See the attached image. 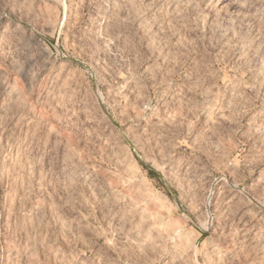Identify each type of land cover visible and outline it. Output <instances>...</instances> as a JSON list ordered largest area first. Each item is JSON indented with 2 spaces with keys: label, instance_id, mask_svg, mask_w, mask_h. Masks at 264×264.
<instances>
[{
  "label": "rangeland",
  "instance_id": "374dc122",
  "mask_svg": "<svg viewBox=\"0 0 264 264\" xmlns=\"http://www.w3.org/2000/svg\"><path fill=\"white\" fill-rule=\"evenodd\" d=\"M0 264H264V0H0Z\"/></svg>",
  "mask_w": 264,
  "mask_h": 264
}]
</instances>
